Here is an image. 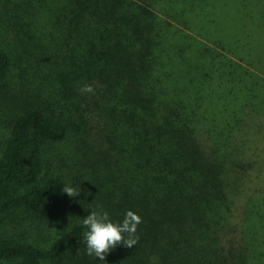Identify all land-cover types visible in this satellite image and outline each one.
<instances>
[{
	"label": "trees",
	"instance_id": "1",
	"mask_svg": "<svg viewBox=\"0 0 264 264\" xmlns=\"http://www.w3.org/2000/svg\"><path fill=\"white\" fill-rule=\"evenodd\" d=\"M0 101V264H101L91 210L141 217L105 264H264V0H0ZM19 212L58 235L2 237Z\"/></svg>",
	"mask_w": 264,
	"mask_h": 264
},
{
	"label": "rangeland",
	"instance_id": "2",
	"mask_svg": "<svg viewBox=\"0 0 264 264\" xmlns=\"http://www.w3.org/2000/svg\"><path fill=\"white\" fill-rule=\"evenodd\" d=\"M11 79V77H10ZM11 86V84H9ZM14 87V86H13ZM0 109H6L4 101H0ZM2 114V113H1ZM2 117V116H1ZM0 117V119H1ZM7 122L0 120V145L8 135ZM78 161L75 144L71 140L48 144L41 160L43 174H59L65 177L68 186L76 182V163ZM85 188V186L83 187ZM86 189V188H85ZM71 198V199H75ZM7 220L9 225L3 226L2 237L10 240L29 241L38 245H46L53 240L60 230L62 221H41L29 213L19 212ZM20 264V263H12Z\"/></svg>",
	"mask_w": 264,
	"mask_h": 264
},
{
	"label": "clouds",
	"instance_id": "3",
	"mask_svg": "<svg viewBox=\"0 0 264 264\" xmlns=\"http://www.w3.org/2000/svg\"><path fill=\"white\" fill-rule=\"evenodd\" d=\"M81 93H95L92 85H84ZM62 192L68 197L74 198L81 194V188L77 191L72 186H64ZM89 195L85 192V196ZM141 217L133 211L126 212L121 223H114L109 219L105 211L91 210V213L83 218V225L87 228L84 233L86 241V254L99 258L101 264H105L106 256L117 246L123 245L129 249L138 243L136 235L137 226L141 223Z\"/></svg>",
	"mask_w": 264,
	"mask_h": 264
}]
</instances>
